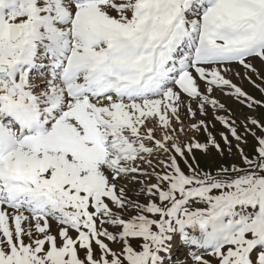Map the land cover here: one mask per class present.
Masks as SVG:
<instances>
[{
    "label": "snow or ice",
    "instance_id": "6c2138e0",
    "mask_svg": "<svg viewBox=\"0 0 264 264\" xmlns=\"http://www.w3.org/2000/svg\"><path fill=\"white\" fill-rule=\"evenodd\" d=\"M253 58L264 61V0H0V264H165L176 233L218 264H264V136L258 162L244 157L254 170L227 180L187 163L205 145L177 143L184 96L204 114L223 108L214 89L256 103L223 74L255 71ZM155 151L169 154L146 189L159 203L133 202L115 181L148 175L137 162ZM196 199L206 207L190 210Z\"/></svg>",
    "mask_w": 264,
    "mask_h": 264
},
{
    "label": "rangeland",
    "instance_id": "374dc122",
    "mask_svg": "<svg viewBox=\"0 0 264 264\" xmlns=\"http://www.w3.org/2000/svg\"><path fill=\"white\" fill-rule=\"evenodd\" d=\"M115 14V13H113ZM253 62V63H252ZM255 69H246L244 67H238L237 65L227 66L229 71L224 72L223 74L227 79L232 81L233 84L240 87L248 97L251 98L253 103L249 107L250 100L244 98L237 99L234 97H229L227 94L231 92L230 89H225L224 91L214 89L211 96L218 102V105H223V108L216 107L206 110V114L201 112V109L197 108L193 112L195 115L188 113L186 105H182L180 109V120L183 121V128L185 131L178 133L177 143L181 146L186 145L192 141L200 143L206 146V151L202 149H193L191 154L185 153L187 157V163L191 164L193 168H196L201 174L207 173L211 176L227 180L229 177H235L237 175H243L250 169V166L245 162L244 157L246 156L249 160H252L254 163L258 162L256 147H257V137L264 136V131L261 130L259 125H264V61L260 59H252L250 62ZM33 82L37 84L38 91H42L46 88V78H40L36 76H31ZM203 89V88H202ZM205 91V90H203ZM202 91V92H203ZM217 91V92H215ZM195 104V103H190ZM188 104V105H190ZM190 107H194L191 106ZM221 118L228 120L231 127H234L237 130L238 135L243 139L237 140L231 134V129L225 127L221 122ZM252 120L258 122L257 125L251 123ZM203 121V124L200 126L199 131H194L191 127L193 124H199ZM174 125L179 128L181 125L175 120L173 121ZM190 125V127H189ZM205 125L207 126L205 128ZM157 136L161 137L163 135L159 130L156 131ZM224 136H227L230 145L225 142L223 139ZM214 137L217 144H219V149L209 142V138ZM241 150L243 155H241ZM171 155H176L174 152ZM168 155L158 157H149L147 159L152 161V164L149 165L146 162L139 161L138 164L141 165V168L148 173V175H141V178L144 182H138L130 184L128 188L123 184V179L115 181L118 187H124L127 197L136 203L140 204H149L154 200L156 203H159L157 198L149 197L146 192L148 186L157 183L155 172H163L166 169L164 165L160 164L159 161H167ZM181 168L185 173L190 174V171L185 164L184 158L176 156ZM238 169V172L232 171V169ZM226 170V171H225ZM145 185V187H143ZM142 188V190H141ZM138 196V197H137ZM137 200V201H136ZM190 210H195L198 208H204L206 205L200 200L196 199L188 205ZM115 210V209H114ZM135 211L129 209L128 212L124 213V218L127 219L129 216L135 215ZM60 225H58L54 220H50V230L52 234H57ZM103 227L107 228L108 231L118 234L120 229L110 224H105ZM193 231V230H190ZM194 233L190 234L194 237L199 236L198 231H193ZM73 236L76 234L71 233ZM174 239L179 242L186 243L179 233L174 234ZM173 239V241H174ZM172 241V242H173ZM109 244L114 250L118 249L120 245L118 243H113L105 241ZM133 246H136L137 241H132ZM195 246L196 245H191ZM170 252L162 256H170ZM81 257L84 256V251L80 252ZM96 255L99 256V250L97 249ZM196 256L202 257V259L207 260L210 264H218L216 258L211 255V250L208 249H199V248H188L185 251H181L174 260H165V264H198V261L195 259Z\"/></svg>",
    "mask_w": 264,
    "mask_h": 264
},
{
    "label": "bare ground",
    "instance_id": "6f19581e",
    "mask_svg": "<svg viewBox=\"0 0 264 264\" xmlns=\"http://www.w3.org/2000/svg\"><path fill=\"white\" fill-rule=\"evenodd\" d=\"M43 64H41V66H42ZM44 65H46V64H44ZM49 71H51V69H49ZM138 197V196H137ZM137 201V200H136ZM175 246V245H174Z\"/></svg>",
    "mask_w": 264,
    "mask_h": 264
}]
</instances>
